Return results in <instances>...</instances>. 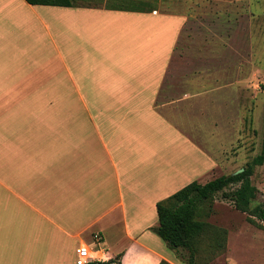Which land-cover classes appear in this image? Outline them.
<instances>
[{"label": "crops", "instance_id": "obj_1", "mask_svg": "<svg viewBox=\"0 0 264 264\" xmlns=\"http://www.w3.org/2000/svg\"><path fill=\"white\" fill-rule=\"evenodd\" d=\"M119 1L0 0V264H177L157 204L217 166L156 108L187 17Z\"/></svg>", "mask_w": 264, "mask_h": 264}, {"label": "rangeland", "instance_id": "obj_2", "mask_svg": "<svg viewBox=\"0 0 264 264\" xmlns=\"http://www.w3.org/2000/svg\"><path fill=\"white\" fill-rule=\"evenodd\" d=\"M128 1L119 2L137 6ZM158 3L162 12L187 17V24L156 108L217 161L201 183L235 174L260 154L262 147L264 0ZM251 181L257 191L250 208L264 206V165L255 167ZM238 187L229 186L217 193L212 203L201 206L198 218L210 227L199 242L197 264H264V222L237 210L234 202L224 197ZM156 228L150 231L176 255L177 264H187L186 253L172 250ZM214 238L223 245L218 246Z\"/></svg>", "mask_w": 264, "mask_h": 264}, {"label": "trees", "instance_id": "obj_3", "mask_svg": "<svg viewBox=\"0 0 264 264\" xmlns=\"http://www.w3.org/2000/svg\"><path fill=\"white\" fill-rule=\"evenodd\" d=\"M31 5L45 6H71V0H25ZM264 165V128L261 152L243 168L244 171L223 175L206 183L193 181L166 200L157 204L159 225L156 228L157 234L177 254L185 252L184 259L187 264H197L196 255L201 238L208 235L209 224L198 218L201 206L212 203L214 196L224 191L231 185L239 184V187L231 194H224V197L233 201L237 210L256 216L264 222V206L250 208L251 201L255 196L256 188L251 178L254 175L255 167ZM251 221L252 218H249ZM214 231V229L212 230ZM219 230H215L216 234ZM214 242L218 246L217 239ZM90 264H121V255L109 262H94ZM161 264H170L162 261Z\"/></svg>", "mask_w": 264, "mask_h": 264}, {"label": "built area", "instance_id": "obj_4", "mask_svg": "<svg viewBox=\"0 0 264 264\" xmlns=\"http://www.w3.org/2000/svg\"><path fill=\"white\" fill-rule=\"evenodd\" d=\"M93 246L95 248V252L98 253L99 251L103 250V237L101 234L96 233L93 236ZM77 260L76 264H90L94 262H109L114 258L110 257H103L99 255H92V250L89 249L87 246H82L77 250Z\"/></svg>", "mask_w": 264, "mask_h": 264}, {"label": "water", "instance_id": "obj_5", "mask_svg": "<svg viewBox=\"0 0 264 264\" xmlns=\"http://www.w3.org/2000/svg\"><path fill=\"white\" fill-rule=\"evenodd\" d=\"M243 171H244V169H241L238 172H236L235 174L240 173V172H243Z\"/></svg>", "mask_w": 264, "mask_h": 264}]
</instances>
